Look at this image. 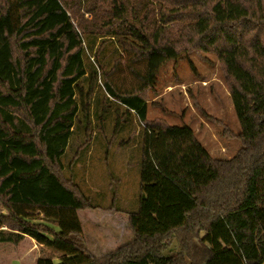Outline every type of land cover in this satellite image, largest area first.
<instances>
[{
	"label": "trees",
	"instance_id": "obj_1",
	"mask_svg": "<svg viewBox=\"0 0 264 264\" xmlns=\"http://www.w3.org/2000/svg\"><path fill=\"white\" fill-rule=\"evenodd\" d=\"M112 41L129 56L131 90L112 81L120 59L100 60ZM191 51L221 63L242 143L230 160L212 158L189 126L147 119L161 70ZM133 113L139 193L123 207L115 185L105 207L74 170L97 132L110 148ZM76 127L83 139L66 166ZM95 210L127 215L134 239L94 256L79 212ZM25 238L49 250L37 264H264V0H0V244Z\"/></svg>",
	"mask_w": 264,
	"mask_h": 264
},
{
	"label": "rangeland",
	"instance_id": "obj_2",
	"mask_svg": "<svg viewBox=\"0 0 264 264\" xmlns=\"http://www.w3.org/2000/svg\"><path fill=\"white\" fill-rule=\"evenodd\" d=\"M86 16L91 18V15ZM181 29L180 23L171 25L175 40L180 38ZM101 42L97 40L91 56H95ZM117 59L121 60V68L112 77L114 84L121 90L138 86V81L127 69L129 56L114 41L101 48L100 60L108 69L114 66ZM85 61L90 68L89 61ZM105 106V91L102 80H99L93 105L95 121L96 115ZM107 108L106 130L109 135L115 124L118 105L112 101L107 104ZM147 119H161L168 125L189 126L210 156L217 160L232 159L242 147L238 138L240 124L229 87L221 63L213 53L191 51L177 62L167 63L159 74L155 91L149 94ZM225 128L227 133L224 132ZM142 131L143 124L133 113L110 148L106 147L105 139L97 132L84 156V162L78 163L74 170L77 181L89 195L104 192L107 197L103 202L105 207L112 200L111 188L113 190L116 186V198L123 207L138 196ZM83 135L82 128L76 127L63 159L66 166ZM79 218L87 247L96 257L112 252L134 239L125 214L113 210L83 211L79 212ZM201 235L204 236V233ZM28 242L27 239L22 246L27 248ZM13 247L0 245V264L10 263ZM40 254L42 257L47 256L49 250L43 247ZM58 262L60 260H55V263Z\"/></svg>",
	"mask_w": 264,
	"mask_h": 264
},
{
	"label": "crops",
	"instance_id": "obj_3",
	"mask_svg": "<svg viewBox=\"0 0 264 264\" xmlns=\"http://www.w3.org/2000/svg\"><path fill=\"white\" fill-rule=\"evenodd\" d=\"M30 241L28 242L29 246L27 248H24L22 246V243L24 241ZM2 245H6V247L8 245L11 244H0ZM13 247V245H12ZM43 249V247L39 246L36 244V242L30 238H25L18 246H14L12 251H13V255L12 258H10V263L9 264H37V261L40 259L41 254H40V249ZM55 260H59V259H54ZM59 263V262H58Z\"/></svg>",
	"mask_w": 264,
	"mask_h": 264
}]
</instances>
